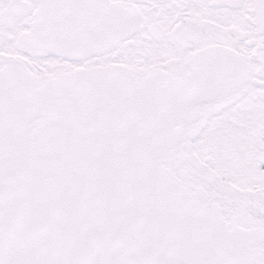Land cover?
I'll use <instances>...</instances> for the list:
<instances>
[{"label": "snow or ice", "instance_id": "6c2138e0", "mask_svg": "<svg viewBox=\"0 0 264 264\" xmlns=\"http://www.w3.org/2000/svg\"><path fill=\"white\" fill-rule=\"evenodd\" d=\"M0 264H264V0H0Z\"/></svg>", "mask_w": 264, "mask_h": 264}]
</instances>
